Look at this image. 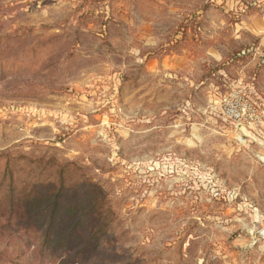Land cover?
Masks as SVG:
<instances>
[{"label": "rangeland", "instance_id": "1", "mask_svg": "<svg viewBox=\"0 0 264 264\" xmlns=\"http://www.w3.org/2000/svg\"><path fill=\"white\" fill-rule=\"evenodd\" d=\"M63 165L42 258L2 183ZM263 231L264 0H0V264H264Z\"/></svg>", "mask_w": 264, "mask_h": 264}, {"label": "trees", "instance_id": "2", "mask_svg": "<svg viewBox=\"0 0 264 264\" xmlns=\"http://www.w3.org/2000/svg\"><path fill=\"white\" fill-rule=\"evenodd\" d=\"M9 174L11 175V172L6 170V175ZM67 174L68 167L60 166L58 170L59 185L56 188L50 186L47 191L49 193L45 195L42 192L37 194L31 192V197L22 195L23 187L20 189L16 186L14 180L8 181L6 185L4 182L2 183L3 186L7 187L8 193L7 207L4 211L7 214L5 226L9 230L17 227V232L30 242L39 232L40 226L44 225L42 238L38 243L40 246L35 249V253L38 252L42 258L44 253L50 254L49 250L55 249L57 243L61 244L60 248L72 250L70 244H72V240L77 239L75 236L81 229L78 227L81 223L80 217L71 216L69 214L71 208L60 209L58 204L60 196L68 191L66 188L68 186L65 184ZM10 175L8 177L11 179ZM88 232V230L85 231V233ZM85 233L82 231V235ZM8 235L12 237L13 233L10 231ZM83 238L90 241V237L87 235H84ZM87 243L85 241V245H82L80 249H87Z\"/></svg>", "mask_w": 264, "mask_h": 264}, {"label": "built area", "instance_id": "3", "mask_svg": "<svg viewBox=\"0 0 264 264\" xmlns=\"http://www.w3.org/2000/svg\"><path fill=\"white\" fill-rule=\"evenodd\" d=\"M233 96H235L237 99H239V98L237 97L236 94H233ZM223 101H224V102H228V99L224 97V98H223Z\"/></svg>", "mask_w": 264, "mask_h": 264}, {"label": "water", "instance_id": "4", "mask_svg": "<svg viewBox=\"0 0 264 264\" xmlns=\"http://www.w3.org/2000/svg\"><path fill=\"white\" fill-rule=\"evenodd\" d=\"M264 232V231H263Z\"/></svg>", "mask_w": 264, "mask_h": 264}]
</instances>
